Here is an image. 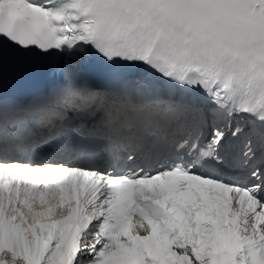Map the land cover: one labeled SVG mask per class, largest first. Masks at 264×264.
I'll return each instance as SVG.
<instances>
[{"label":"snow or ice","instance_id":"1","mask_svg":"<svg viewBox=\"0 0 264 264\" xmlns=\"http://www.w3.org/2000/svg\"><path fill=\"white\" fill-rule=\"evenodd\" d=\"M9 49L62 79L0 87V264H264V0H0Z\"/></svg>","mask_w":264,"mask_h":264}]
</instances>
